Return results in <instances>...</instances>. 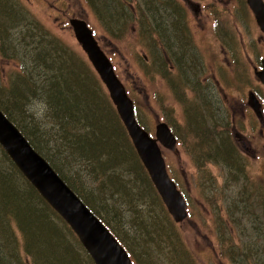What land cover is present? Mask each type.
Masks as SVG:
<instances>
[{
	"label": "rangeland",
	"instance_id": "374dc122",
	"mask_svg": "<svg viewBox=\"0 0 264 264\" xmlns=\"http://www.w3.org/2000/svg\"><path fill=\"white\" fill-rule=\"evenodd\" d=\"M21 1L27 15H32L51 38H58L66 47L80 53L95 71L69 25L72 17L86 20L129 90L139 122L154 136L157 124L165 121L179 137L174 150L162 145L161 149L170 176L187 199L189 215L185 220L180 223L174 221L161 197L160 203L159 193L151 179V184L144 185L143 196H140L139 181L125 171L115 173L121 181L127 182L131 190L127 193L130 194L126 195L123 190L114 198L104 196L109 214L100 204H95L102 213L115 219L114 225L119 230H130L128 227L134 226L130 221L139 211L141 223L136 233L138 237L143 235L145 228H153L150 216L155 218L156 215L160 223L167 221L160 213L163 204L171 220L177 223L175 226L187 252L184 254L185 264H264V123L247 105L249 92L254 91L264 106V85L254 73V68L264 57V33L247 1L178 0L185 9V17L173 19L166 13L162 16L164 25L174 38V51L179 52L176 55L170 53L171 58L162 53V42L160 47L155 45V39L165 38L160 31H154L149 41L142 38L143 31L139 27L132 26L130 34L122 41H114L85 0ZM186 18L191 30L184 24ZM173 20H179L178 24H172ZM24 29L21 27L18 32ZM14 33H17L16 28ZM181 52L186 53L188 72L195 71L198 79L192 85L186 84L183 91H178L179 99L169 79L174 78L177 85L182 80L179 78L181 68L176 61L180 59ZM19 53L16 58L0 60V86L10 87L14 92L26 82L29 72H33L35 81L43 80L33 70L29 52L22 49ZM18 60H23L26 67L21 66ZM164 62L169 65V70L162 68ZM170 65L175 68L171 69ZM95 73L102 90L109 95L98 73ZM199 84L202 85L200 91L197 90ZM99 92L103 96V91ZM201 93L205 100H202ZM26 103V120L38 121L49 130L48 94L43 91L40 94L28 93ZM205 131L208 133L203 135ZM208 134L214 137L212 151L218 147L224 149L222 141L226 142V137L231 148L240 155L243 167L237 171L233 168L236 161L231 167L218 158L208 156L207 152L201 153L202 141ZM246 146L250 147L249 150ZM105 179L108 180V175ZM94 181L87 182L86 195L98 192L99 180ZM244 209L251 212L249 217L241 213ZM142 226L145 227L141 229ZM173 228L167 223L163 229L174 239ZM16 238L19 240L17 246L22 245L19 234ZM138 240L149 245L152 257L159 264H176L170 256L166 257V250L170 247L162 241L151 243L141 237ZM0 242L11 264H34L32 258L24 254L22 246L12 248L11 251L17 249L20 257L14 261L9 253L8 239L2 237ZM73 244L78 247L77 242ZM255 248L260 250V254L254 252Z\"/></svg>",
	"mask_w": 264,
	"mask_h": 264
},
{
	"label": "trees",
	"instance_id": "16d2710c",
	"mask_svg": "<svg viewBox=\"0 0 264 264\" xmlns=\"http://www.w3.org/2000/svg\"><path fill=\"white\" fill-rule=\"evenodd\" d=\"M85 1L114 41H122L130 34V28L136 26L143 31L144 40L151 41L149 36L152 37L154 31H160L165 38L155 39V45L160 47L162 42V53L168 54L170 58V53L179 54L174 51V38L162 20L165 13L173 19L185 17V9L178 0ZM23 9L21 0H0V60L16 58L19 52L25 49L32 56L33 70L37 71L43 80L35 81L33 72H29L25 78L27 83L24 82L16 92L10 90V87L0 86V108L64 181L109 227L136 264H159L152 257L153 252L148 248L149 245L143 244L138 237L151 243L162 241L170 247L166 250V257L170 256L176 264H185L184 254L187 252L175 226L177 223L171 220L163 204L160 213L169 225L174 226V239L163 229L167 223H160L156 215L155 218L150 216L149 220L153 228H145L143 235L137 237L138 225L141 223L139 211L135 212V219L130 221V224L134 225L128 227L130 230H119L114 225L116 220L105 214H109V209L107 210L108 207L103 201L104 196L114 198L116 194H122L123 190L126 195L131 192L127 182L121 181L115 172L125 171L133 174L134 179L139 181L137 187L141 192L140 196H143L144 185L151 184L150 177L115 106L109 95L102 90L98 76L89 62L80 53L66 47L58 38H51L50 33ZM178 22L179 20H173L172 24L177 25ZM21 27L25 28L24 31L18 32ZM185 55V52H181L180 59H176L181 68L179 76L188 72ZM18 61L21 66H25L23 60ZM162 68L169 70L167 62L163 63ZM164 75L167 76L168 73ZM184 87L183 83L175 87V94L179 99V92L183 91ZM99 90L103 91V96L102 93L99 94ZM42 91L48 94L51 116V119H47L51 122L49 130L38 121H27L24 112L28 93L40 94ZM207 133L205 131L203 135ZM205 138V141H202L201 153L207 152L208 156L218 158L230 166L236 161L238 163L234 162L233 168L237 171L243 167L240 155L231 148L226 137L227 143L222 141L225 148L218 147L213 151L210 148L214 144V137L208 134ZM0 153V238L8 239L12 260L17 261L20 258L17 249L11 251L12 248L22 246L24 254L31 257L34 264H95L70 226L26 179L1 146ZM72 158L74 159L70 160ZM105 175H108V180ZM94 179L99 180L98 192L86 195L87 182H95ZM157 195L162 203L159 194ZM89 196H94L97 201ZM96 203L100 204L105 213H102ZM117 212L118 210L115 211L116 215ZM18 234L23 243L17 246ZM73 242H77L78 247H75ZM2 247L0 242V264H11V259L5 257ZM256 248L254 252L260 254V250ZM246 256L249 257V252Z\"/></svg>",
	"mask_w": 264,
	"mask_h": 264
},
{
	"label": "water",
	"instance_id": "95a60500",
	"mask_svg": "<svg viewBox=\"0 0 264 264\" xmlns=\"http://www.w3.org/2000/svg\"><path fill=\"white\" fill-rule=\"evenodd\" d=\"M247 3L264 33V0H247ZM69 23L77 41L107 87L110 99L167 210L175 222H182L188 217L187 202L168 173L161 149L162 145L174 150L177 145L176 136L164 121L157 124L154 136L141 125L136 116L133 99L87 21L72 17ZM254 73L264 84V58L261 60V68L256 67ZM248 104L259 118L263 117L262 104L253 91L249 92ZM0 145L40 195L71 227L95 264H134L129 252L113 232L1 109Z\"/></svg>",
	"mask_w": 264,
	"mask_h": 264
},
{
	"label": "flooded vegetation",
	"instance_id": "af4514ba",
	"mask_svg": "<svg viewBox=\"0 0 264 264\" xmlns=\"http://www.w3.org/2000/svg\"><path fill=\"white\" fill-rule=\"evenodd\" d=\"M195 9H197V8H195ZM199 11L202 12L201 7H199ZM217 17H218V16H217ZM184 24H185V26H186L189 30H191L190 27H189V24H188V20H187V18L185 19ZM217 33H218V30H217ZM170 68L173 69V68H175V66H174V65H170ZM194 73H195V71H193V72H191V73L187 72L186 75L183 74L182 76H179V78H180V77L182 78V80H180V83H183L184 85H186V84H188V85H192V84H194L195 80L198 79V76L195 75ZM169 81H170V83L173 85V87H174V86H175V87L177 86V85H175L176 83L174 82V78H170ZM175 87H174V89H175ZM200 87H202L201 84H199V85L197 86V90H198V91H200ZM201 95H202V100H205L204 95H203L202 93H201ZM202 103L205 104V102H202ZM260 120L262 121V123H264V106H263V117L260 118ZM169 125H170V124H169ZM170 127H171V129L173 130V127H172L171 125H170ZM173 131H174V130H173ZM246 148H247V150H249L248 148H250V147L246 146ZM251 149H252V148H251ZM251 149H250V151H251ZM252 154H253V155H256L255 151H252ZM240 161H242L241 158H240ZM241 213H242L243 215H246L247 217H249V215H250L251 212H250V211H247L246 209H244V210H241Z\"/></svg>",
	"mask_w": 264,
	"mask_h": 264
}]
</instances>
